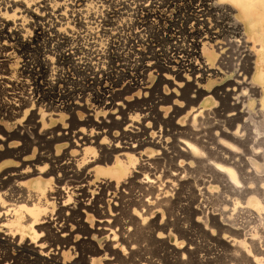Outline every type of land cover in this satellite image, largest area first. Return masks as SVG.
Segmentation results:
<instances>
[{"label": "bare ground", "instance_id": "6f19581e", "mask_svg": "<svg viewBox=\"0 0 264 264\" xmlns=\"http://www.w3.org/2000/svg\"><path fill=\"white\" fill-rule=\"evenodd\" d=\"M41 43L71 50L16 53ZM2 47L0 264H192L206 166L234 212L264 218V0H0ZM223 214L236 247L254 243Z\"/></svg>", "mask_w": 264, "mask_h": 264}, {"label": "rangeland", "instance_id": "374dc122", "mask_svg": "<svg viewBox=\"0 0 264 264\" xmlns=\"http://www.w3.org/2000/svg\"><path fill=\"white\" fill-rule=\"evenodd\" d=\"M140 14L141 13L138 12V18L139 19L141 18ZM164 15L167 16L169 19L173 18V16H174V14H173V12L171 10L164 11ZM167 24H169L168 21H167ZM119 38L120 39L117 42H115V44L117 46L114 47L113 48V51L111 52L112 53V56L110 57V62H107L108 63L107 65H113L112 66L113 68H116L117 67L115 65V63L120 62V61H124V60H126L129 57V55H127L129 53L128 49H125V51H123V49H124V43L121 40V36H119ZM39 42L40 41L37 40V43H39ZM40 47H45V48H40ZM125 47H127V45H125ZM64 48L67 49L68 51L71 50L69 48V46H67L65 43L59 44L57 46H52L51 43H41L40 45L39 44H36V45H34L32 47H20V48H17L16 49V53H18L19 56L21 55V58H26V59L30 60L31 62H33L34 64H36L37 62H39L40 60H42L45 55L48 54V51L46 49H51L53 51V55L55 57H58V56L65 57L66 55L64 53ZM10 50H13L12 47L10 48ZM5 51H7V50H5V47H2L0 49V62H2V59L4 57L5 58H8V56H4V52ZM75 53H76L77 56H81V55H78L77 52H75ZM84 59H86V58H84ZM86 60H89V59H86ZM69 71L67 72L68 75L71 74ZM127 71H130V69L129 68H125V72H127ZM26 74H27V72H22L20 76L29 77V75H26ZM121 77H122V74L121 73H119L118 75L116 74V76L112 77L111 80H109L107 78V80H108L107 82L108 83H110V82L111 83L118 82ZM150 79L151 80H154V77H150ZM72 85L75 88L81 87L80 84H77V85L72 84ZM0 90H1L0 91V93H1L0 94V98L3 100L4 97L6 96V92L3 91V89H1V87H0ZM80 90H82V87L80 88ZM161 91L163 92V87L160 88V90H158L157 92L160 93ZM2 100H1V103H2ZM90 106H92V105H90ZM0 107H1L0 108L1 109L0 111L3 112V113L0 112L1 113L0 114V123H4L5 121H8V120H5V118H4L5 117L3 115L4 114V111H3L4 109L2 108V105H0ZM216 118H219V117L217 116ZM10 121H8L6 123H10ZM251 130H252V134L253 133H254V135L257 134L259 137H262L263 138V139H261V138H259L256 135L255 138H254V143H258L259 142L261 144L258 147L259 148L258 151H260L258 153V155L259 154H260V156L262 155V157H263L262 162H264V154H263L264 153V151H263L264 150V144H262V143H264V132L259 133L254 128H252ZM257 139H258V141H257ZM261 148H263V149H261ZM243 152H244V150H242V153ZM244 162H245V160H243V159H242V163H241V161H239V163L242 166L245 165V164H243ZM239 163H237V165ZM208 167L209 166H206L205 167L206 170L204 168L203 169L201 168L202 171H204V172H201L199 170V172L197 173V174L201 173V176H202V177H200V174L197 176V177H199L201 179V180L199 179V182H201V181L203 182V179L205 178L204 179V182H205L204 183V186H206V187L202 190L203 193H201V191H197L198 188L196 189V191L200 193V195L198 193V195H199V201L200 202L201 201H203V202L206 201L204 203L201 202V204H202L201 207L206 208V209L202 208V210H203V214L205 212V216H208V224H207V222L206 223L203 222V223H200V224H199V222H196V223L194 222L193 225H191L190 228H189V230L190 229L191 230L189 231V234L188 235L190 237L195 238V240L194 239L192 240V244H195L196 243L195 245H193V247H194V250L193 251L194 252H193V256H192V259H193V263L192 264H264V250H262L264 248V218H261L260 214L257 211H255V209H252L251 210L250 208H247L246 206H240L234 212L232 210L233 209V206L228 201V198L231 195H229L227 197V194H230V193L232 194V192H230L231 189L226 188L227 186L224 187V185L226 183L222 180V178L218 177V174L216 172L214 173L213 170L210 167L209 168ZM247 169L250 170L251 168L248 167ZM247 169H245L244 172L242 171V173L239 174V175H242L243 174V176L240 178L241 181L243 180V178L246 177L245 175L249 174V173H246L247 172L246 171ZM203 173H205L206 176ZM207 173H209V175ZM210 173H212V174L210 175ZM203 176H204V178H203ZM261 176H264V172L258 173L257 177H261ZM211 177L216 180V181H214L215 184L217 185L219 183V185H218V187L214 188L213 190H211V188H210V192H208L206 190V188L209 185V183H208L209 180L208 179H210V183H211V180H212ZM213 180H212V182H213ZM218 180H219V182L217 183ZM221 180L225 184H223ZM202 182H201V185H200L201 187L203 186ZM220 183H222L223 185H221ZM242 183H243V181H242ZM198 187H199V185H198ZM186 191L188 192V190H186ZM213 191H215V192H213ZM204 192L205 193L207 192L206 194L209 193L208 196L206 194H204ZM201 194H203V195H201ZM204 195H206L205 198H204ZM209 195H210V197H209ZM206 198H208V199H206ZM208 200H209V202H208ZM226 204L228 206H224ZM203 205H206V206H203ZM224 208L226 209V211L224 210ZM204 210H207V212L204 211ZM222 212L225 213V216L226 217H227V215L230 216V215H232V213H234L232 215L233 216V219H234V222L237 223V226L241 225L239 227L242 228V229H244V230H242L243 231L242 233L245 234V235H242V236H245L246 238L251 237V235L249 234V232L248 233H246V232L249 231V229L251 227H256V229L258 230V235L254 239V243L251 241V239L248 238V240H247L248 243L245 244L242 248H241V246H240V248H239V246L236 247L234 240H232V238L234 237V235L231 232H229L228 230H220L218 228V226H217V225H219L218 223L224 217V214ZM212 217H215V220ZM196 219H197V217H196ZM204 221H205V219H204ZM194 224H196L197 226L194 225ZM198 224H199L200 227L198 226ZM201 224H203V225H201ZM204 225L208 229H206L205 227H203ZM228 226H229V224H228ZM201 227H202V229H201ZM219 227H220V225H219ZM166 234H167V236H169V231L168 230L166 231ZM99 240L100 239H98V242L100 243ZM102 240H103V238L101 239V244H102ZM147 240L148 239L143 240V242H141V243L139 242L138 244H140V245H138V244L136 245L135 243L134 244L136 246H140V251L142 250V251L145 252L144 256H151L152 255V256L155 257L156 255L153 254L155 252H153V248H151V247H153L152 246L153 243H152L151 240H149V241H147ZM180 240H181V238H180ZM141 241H142V239H141ZM166 241L173 243L175 241V233L170 234V237H167V240ZM142 243H144V245ZM149 243H151V244L149 245ZM143 246H146V247H143ZM141 247L143 249H141ZM234 247L237 248V249H239V251H237L238 253L234 251ZM149 249L152 250V252ZM240 249H242V250H240ZM240 251H242V252H240ZM243 251L245 253H243ZM160 252H162V251H160ZM164 254L167 256V251ZM254 254H256L258 257H261V258L256 259L255 256H254ZM168 257H170V259L172 258L171 255L168 256ZM20 262L18 261L19 264H27L25 262L24 263L23 262L20 263ZM170 264H172V263H170Z\"/></svg>", "mask_w": 264, "mask_h": 264}]
</instances>
